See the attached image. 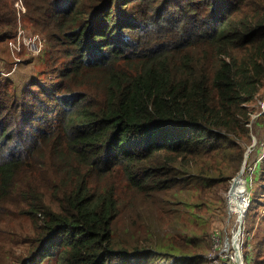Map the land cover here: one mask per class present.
I'll use <instances>...</instances> for the list:
<instances>
[{
    "label": "trees",
    "instance_id": "1",
    "mask_svg": "<svg viewBox=\"0 0 264 264\" xmlns=\"http://www.w3.org/2000/svg\"><path fill=\"white\" fill-rule=\"evenodd\" d=\"M15 2L0 0V43L16 36ZM25 2L29 33L42 39L27 60L44 52L59 80L15 88L0 75V204L19 200L35 223L16 261L196 263L128 246L119 191L150 198L172 187L157 164L164 153L222 155L238 171L264 85V0Z\"/></svg>",
    "mask_w": 264,
    "mask_h": 264
},
{
    "label": "rangeland",
    "instance_id": "2",
    "mask_svg": "<svg viewBox=\"0 0 264 264\" xmlns=\"http://www.w3.org/2000/svg\"><path fill=\"white\" fill-rule=\"evenodd\" d=\"M232 1L235 3L236 0ZM25 14L22 15L21 25L31 32L33 25L27 15L28 7ZM7 46L8 43H0V56L8 54ZM25 53L22 54L24 58L27 57ZM192 53L195 61L198 60L200 53L198 51ZM27 58L18 64L12 75L8 76L15 88L27 86L36 80L50 86L59 80L55 70L44 64L46 61L44 52L31 56L28 60ZM51 70H54L53 76ZM26 102L28 108L36 105V101L30 95L27 96ZM263 107L264 85L250 103L252 116L250 123L247 124L249 133L246 135L247 145L242 163L249 147L251 154L243 173L245 188L238 190L244 193L247 209L249 197L250 200L253 199L247 217L241 203L229 192L231 184L237 179L236 176L242 168V163L234 177L235 174L231 176L230 172L236 166L235 159L223 158L222 155L210 159L195 155L184 157L164 153L157 157V164L163 172L161 177L168 183L174 182V185L156 190L150 198L143 197L137 189L128 185L123 186L119 196L124 202V213L129 215L127 223L118 229L117 235L126 227L128 246L141 244L137 247L156 249L160 256L173 254L179 255L180 258L197 256L194 264H215L213 260H218V264H238L232 240L234 233L238 231L235 241L241 246L243 256L245 255L244 258L242 256L244 264H264ZM38 114L34 117L48 116L45 113ZM29 120L39 123L36 119ZM20 131L22 129H19ZM214 163L217 164L212 170L211 166ZM14 202L0 204V264H19L16 256L21 253L25 241L29 239L26 232L35 226L34 222L21 215L25 211V205L17 199ZM245 230L249 232L248 235ZM214 236L220 240L219 243L214 242ZM246 240V247H243ZM237 244L235 243V247ZM202 259L205 261L202 262ZM151 264H172V259H162L158 263V258L152 257Z\"/></svg>",
    "mask_w": 264,
    "mask_h": 264
},
{
    "label": "built area",
    "instance_id": "3",
    "mask_svg": "<svg viewBox=\"0 0 264 264\" xmlns=\"http://www.w3.org/2000/svg\"><path fill=\"white\" fill-rule=\"evenodd\" d=\"M15 7L17 10V15H18V31L16 33L15 38H12L8 40V46L9 49L11 50V54H13L14 58L16 59L15 65L17 64L18 61H20V58L17 56V54L24 48L27 47L30 50H35L34 47H37L36 40L39 39V36L37 34L33 36H28L26 33V29L23 28L21 25L22 22V15L27 11V6L24 2V0H16L15 2ZM6 60L3 57H0V75L7 76L9 75L12 70L7 69L5 67ZM236 234L234 235V237ZM215 243H219V239L214 236L213 237ZM234 260L236 261V257H234ZM215 264H218V260H213ZM237 262V261H236Z\"/></svg>",
    "mask_w": 264,
    "mask_h": 264
},
{
    "label": "clouds",
    "instance_id": "4",
    "mask_svg": "<svg viewBox=\"0 0 264 264\" xmlns=\"http://www.w3.org/2000/svg\"><path fill=\"white\" fill-rule=\"evenodd\" d=\"M24 2H25V0H24ZM26 4V3H25ZM27 6V5H26ZM17 18H18V15H17ZM18 26H19V24L17 25V31H18ZM26 29V28H25ZM17 33V32H16ZM26 33H27V35L28 36H33V35H31L30 33H29V31H28V29H26ZM35 35V34H34ZM38 35V34H37ZM39 36V35H38ZM37 41H38V43H37ZM36 43H37V47H34L35 49H36V51L35 50H30V49H28L27 47H24L18 54H17V56L20 58V61H18L17 62V64L15 65V62H16V59L14 58V56H13V54H11V50L9 49V51H8V54L6 55V56H0V57H3L5 60H6V64H5V67L7 68V69H10V70H12V72L9 74V75H7V76H10V75H12L13 73H14V71L16 70V68H17V66H18V64L20 63V62H24L25 60H26V58L29 56V53L31 52V51H35V52H40L41 51V49H42V39H41V37L39 36V39L38 40H36ZM8 48H9V46H7ZM23 52H26L25 54H27V57L26 58H24V57H22V54H23ZM2 76H4V75H2ZM6 76V77H7ZM231 187V186H230ZM227 203V202H226ZM249 204H250V197H249ZM244 222V221H243ZM243 222H241V223H243ZM236 234V236L234 237V235ZM234 235H233V237H232V240L234 241V242H236V244H237V241H235V239L237 238V236H238V231H236L235 233H234ZM239 246V249L241 248V246L240 245H238ZM240 252H241V249H240ZM241 254H242V256H243V253L241 252ZM244 258V257H243ZM242 264H244V260L242 261Z\"/></svg>",
    "mask_w": 264,
    "mask_h": 264
},
{
    "label": "bare ground",
    "instance_id": "5",
    "mask_svg": "<svg viewBox=\"0 0 264 264\" xmlns=\"http://www.w3.org/2000/svg\"><path fill=\"white\" fill-rule=\"evenodd\" d=\"M250 152H251V148L246 153L242 168H241L239 174L236 176L237 179L235 178L236 180L233 181L234 182L233 189L229 190V192L231 193L232 197L236 198L241 203V208L242 209L244 208V212L245 213H246L247 205H246L244 193H241L238 190L242 189L243 187L245 188V177H244L243 173H244L246 164L248 162V157L250 155ZM240 220H242V219H240ZM236 248H238V247L236 246ZM236 254H237L238 264H242V260H243L242 254L240 253L239 250H237Z\"/></svg>",
    "mask_w": 264,
    "mask_h": 264
},
{
    "label": "water",
    "instance_id": "6",
    "mask_svg": "<svg viewBox=\"0 0 264 264\" xmlns=\"http://www.w3.org/2000/svg\"><path fill=\"white\" fill-rule=\"evenodd\" d=\"M263 112H264V107H263V111H262V113H263ZM250 148H251V147L248 148L247 152L249 151ZM247 152H246V153H247ZM233 187H234V182L232 183V185H231V187H230V190L233 189ZM235 243H236V242L233 243V244H234L235 251H236V252H237V250L240 251L238 244H237L238 248L235 247Z\"/></svg>",
    "mask_w": 264,
    "mask_h": 264
},
{
    "label": "crops",
    "instance_id": "7",
    "mask_svg": "<svg viewBox=\"0 0 264 264\" xmlns=\"http://www.w3.org/2000/svg\"><path fill=\"white\" fill-rule=\"evenodd\" d=\"M6 56V55H5Z\"/></svg>",
    "mask_w": 264,
    "mask_h": 264
}]
</instances>
